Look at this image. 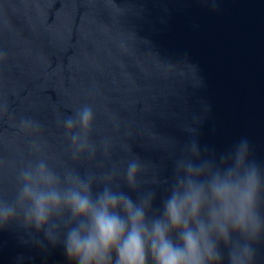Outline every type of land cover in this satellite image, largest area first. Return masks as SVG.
Listing matches in <instances>:
<instances>
[{"label":"water","instance_id":"95a60500","mask_svg":"<svg viewBox=\"0 0 264 264\" xmlns=\"http://www.w3.org/2000/svg\"><path fill=\"white\" fill-rule=\"evenodd\" d=\"M82 105L93 150L74 157L61 120ZM23 117L40 135L19 129ZM242 139L264 169V0H0V198L37 155L81 176L136 157L139 189H121L153 191L159 211L193 140L219 156ZM31 239L0 231V264H70ZM255 247L264 264V239Z\"/></svg>","mask_w":264,"mask_h":264},{"label":"clouds","instance_id":"9594fccd","mask_svg":"<svg viewBox=\"0 0 264 264\" xmlns=\"http://www.w3.org/2000/svg\"><path fill=\"white\" fill-rule=\"evenodd\" d=\"M94 123L89 105L63 116L74 157L92 152ZM19 129L41 133L29 117L20 119ZM143 169L131 157L122 172L59 174L37 155L17 170L14 194L0 198V231L22 228L32 238L22 243L45 254L61 247L70 264H224L221 245L228 264H256L255 246L264 239V169L247 140L219 156L202 155L193 140L175 162L159 211L153 191L134 200L121 189L123 181L137 191Z\"/></svg>","mask_w":264,"mask_h":264}]
</instances>
